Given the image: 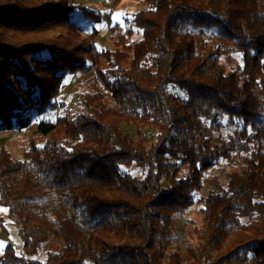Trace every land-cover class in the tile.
Wrapping results in <instances>:
<instances>
[{
    "label": "trees",
    "instance_id": "obj_1",
    "mask_svg": "<svg viewBox=\"0 0 264 264\" xmlns=\"http://www.w3.org/2000/svg\"><path fill=\"white\" fill-rule=\"evenodd\" d=\"M126 1L0 0V132L34 130L0 148V264H264V0H133L123 32Z\"/></svg>",
    "mask_w": 264,
    "mask_h": 264
},
{
    "label": "rangeland",
    "instance_id": "obj_2",
    "mask_svg": "<svg viewBox=\"0 0 264 264\" xmlns=\"http://www.w3.org/2000/svg\"><path fill=\"white\" fill-rule=\"evenodd\" d=\"M74 4H81L90 9H103L108 10L111 7L112 0H72ZM144 6L140 2L129 0L121 4L114 15L115 24H119L126 31L131 26L129 22L133 18L136 11L143 9ZM96 29L99 31V38L97 40V45L99 49L110 48L114 49V39H112V33L106 27V25H95ZM116 38V37H115ZM93 78V74L88 75H71L68 76L64 82V88L57 99L59 104H64L65 107L70 108L73 111H77L80 108L79 95L81 92L89 89V83ZM173 91H177L175 88ZM65 107H59L57 110L51 111L47 118H55L58 115H63ZM127 130L131 132L134 137H137L136 128L133 126L127 127ZM34 135V130L31 129L26 132L19 131H2L0 132V148L4 145L6 146L16 158H22L23 153L30 147ZM230 164L227 161L221 162L218 166L213 168L207 175L210 184L207 185L206 189H209L211 182L218 181L220 183L225 182L224 171L228 170ZM5 208H0V212L6 214ZM187 216L195 219H201V215L197 211V207L192 208ZM188 225L186 224L185 217L178 221V229L180 239H184L182 242L183 246L186 244V240L189 237ZM9 235L4 234L0 230V255L4 253L5 248L8 244H13L16 250L21 251V238L18 231L14 227L9 228ZM44 253V251L42 252ZM44 258V254L41 255ZM248 264V263H246Z\"/></svg>",
    "mask_w": 264,
    "mask_h": 264
}]
</instances>
